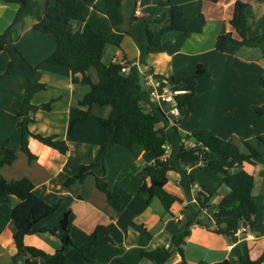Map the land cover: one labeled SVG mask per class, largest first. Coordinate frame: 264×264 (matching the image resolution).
I'll use <instances>...</instances> for the list:
<instances>
[{
    "label": "crops",
    "instance_id": "crops-1",
    "mask_svg": "<svg viewBox=\"0 0 264 264\" xmlns=\"http://www.w3.org/2000/svg\"><path fill=\"white\" fill-rule=\"evenodd\" d=\"M235 1L175 0L184 16L193 17L201 13L205 18V24L200 32L190 35L175 30L165 33L159 44L149 51L144 64H139L138 48L127 35L123 37L119 47L106 45L103 52V57L106 53L108 56L105 62L136 64L141 72H149L153 77L189 76L198 65H201L209 74L197 79L193 111L184 121L177 124L178 131L185 135L194 129L204 128L223 139L231 140L241 152H247L244 142L263 152L255 164L248 162L242 164V168L254 178L251 195L258 207L255 225L246 226L244 233L232 235L218 234L199 225H192L190 235L183 241L187 264L236 260L242 253V244L246 245L252 259L257 258L264 250V142L258 145L257 141L260 135L264 138V115H258L254 110L255 106L264 104V54L259 47L233 43L227 44L223 50H217L215 47L218 35L230 32L233 37L238 38L230 23ZM241 1L248 4L246 7V14L249 17L248 36L263 33L264 30L255 32L254 30L256 21L264 19V0ZM102 2L95 0L85 10V20L89 21L96 31L110 28L107 17L95 8L100 7ZM17 9L16 2L0 0V32L12 22ZM135 14L145 19L154 34L171 21L169 6L160 5L159 0H137ZM255 14H261V18L256 20ZM34 22L35 18L32 15H25L21 29L13 32L11 37L23 56L32 65H39L41 81L46 84L44 89L36 92L30 99L35 105L50 103L49 111L39 110L35 114V118L37 116L46 121L44 125L47 129L43 134H57L66 141L68 150L65 154H60L55 149L36 140L37 144L34 138L28 137V146L34 145L36 149L33 150L37 158L28 162L26 157L27 165L32 166L27 177L34 183L35 192L49 203L55 202L56 196L65 197L67 202L77 200L81 203L82 217L80 222L76 223L73 220V210L64 205V200L60 197L61 205L65 206L62 214L67 209L71 211L68 228L74 243L86 242L97 225L106 227V236L109 238V241L105 240L104 233L98 235L97 246L86 254L88 261L73 250H67L64 264H155L140 257L139 252L142 249L169 245L174 228H166V223L180 219L181 210L187 203L179 186L180 176L174 171L167 174L165 189L176 198L171 213L166 212L155 197L149 203H145L138 191L143 181H149L143 167L155 161L151 152H145L138 145L131 149L118 145L107 147L104 157L106 169L104 179L109 183L111 199H107L103 192L96 189L92 175L86 176L81 182L75 181L68 186L63 184L68 176L77 171L79 164L89 163L94 158L103 138L102 128L97 121L99 117L107 116L111 107L92 105L88 118L78 123L72 134L68 133L69 122L78 115L79 109H86L79 105V101L90 88L87 84L73 82V74L67 67L42 62L54 49L55 38L52 34L34 30L32 27ZM126 25L125 22L124 27ZM260 25L264 26L262 22ZM8 59L6 52L0 48V74L5 70ZM86 73L93 82H97L98 77L93 67H89ZM25 93L26 81L18 69L13 75L0 80V135H4L3 138L10 136L12 140L14 133L18 130L20 132L16 125L19 119L16 113ZM260 93L263 96H258ZM158 105L164 113L167 112L160 104ZM9 119H12L10 126ZM61 120L63 121L60 123ZM193 144L192 139L185 140L186 146ZM18 145L16 149H19ZM110 155L116 161L121 160L117 162L119 165L115 164L114 175L110 174L111 176L109 175L111 167H108L107 163ZM72 158L74 160H71ZM10 165L0 166V175L7 180L12 179L10 172L6 170ZM195 169L206 168L200 166L187 168L188 174L194 179L193 190L199 189L213 194L209 185L195 182L196 177L192 174ZM17 176L14 178H21ZM84 185H87V190H84ZM210 185H217L215 192H218V199L227 192L221 179ZM17 201L15 197L10 201L0 197V210L3 213V219L0 221V264H13L11 256L16 248L12 239L14 224L11 209ZM61 216L56 218L58 224L56 220L53 225L42 224L48 229H54V232L24 235L23 243L53 253L61 245L59 224ZM30 256L26 253L16 261V264H25V258ZM34 264L46 263L37 258ZM164 264L183 262L180 255L174 252Z\"/></svg>",
    "mask_w": 264,
    "mask_h": 264
},
{
    "label": "trees",
    "instance_id": "trees-1",
    "mask_svg": "<svg viewBox=\"0 0 264 264\" xmlns=\"http://www.w3.org/2000/svg\"><path fill=\"white\" fill-rule=\"evenodd\" d=\"M5 1L16 2L18 9L12 22L0 32V48L9 57L5 70L0 74V80L13 75L18 69L26 81V93L16 115L19 117L17 127L21 132L18 148L26 155L28 162L37 158L28 146V137L55 149L60 154H65L68 150L66 141L57 134L44 135L30 130V125L36 121V112L49 111L51 107L49 102L38 105L30 102L32 95L44 89L46 84L41 81L39 65H32L23 56L13 43L11 35L21 29L25 15H32L35 18L33 29L52 34L55 38L54 49L42 62L67 67L73 74V82L87 84L90 88L79 101V105L86 109L78 110V115L69 122L68 133L72 134L74 127L88 118L92 105L111 107L107 116L98 118L103 138L94 158L89 163L79 164L77 171L68 176L63 184L68 186L75 181L81 182L86 176L92 175L96 189L103 192L107 199H111L109 183L104 179L106 171L104 157L107 147L118 145L131 149L138 145L155 157L153 163L143 167L149 181H143L138 191L145 203H149L155 197L166 212L171 213L176 198L165 189L167 174L174 171L180 176L179 186L187 203L181 210L180 219L166 223V228H174L170 243L168 246L142 249L139 252L140 257L155 264H164L175 252L180 255L183 264H187L183 241L190 235L192 225H199L211 232L225 235H232L240 226L255 225L258 207L251 195L254 178L242 168V164L244 162L255 164L263 152L248 142H244L247 152H241L231 140L223 139L204 128L194 129L190 134L185 135H181L177 128V124L193 111L197 79L208 75L209 72L198 65L194 73L189 76L172 77L177 84L171 88L181 92L175 95L179 115L169 123L160 106L153 105L146 91L147 87L140 83L141 80L144 81L143 73L136 64L114 61L107 63L103 60L105 46L119 47L123 37L127 35L138 48L139 64H144L149 51L159 44L165 33L173 30L186 35L200 32L205 24L203 14L187 17L183 15L175 0H159L160 5L169 6L171 21L154 34L145 19L135 14L137 0H102V5L95 8L107 17L110 28L96 31L92 24L85 20L86 7L95 0ZM247 5L241 0L234 2L230 23L238 38L233 37L230 32L218 35L215 41L217 50H223L227 44L233 43L259 47L264 54V32L252 37L247 34L249 18L246 14ZM125 22L127 25L124 27ZM89 67L95 69L97 82H93L87 75L86 71ZM124 67H128L126 72L122 70ZM155 77L162 84L167 80L160 75ZM181 81H186L187 84L181 86ZM254 110L258 115H264V104L255 106ZM189 139L194 141L193 146L185 145V140ZM257 141L258 145L264 142L263 136H258ZM9 143L10 136L0 143V166L10 165L17 157L15 149L9 147ZM192 166L211 170L219 175L226 187L227 192L219 196L215 207L210 206L212 194L208 191L206 193L201 190L196 191L192 201L191 186L194 184V179L187 171V168ZM0 197L8 201L12 197L18 199L11 209V219L14 224L12 239L16 248L11 256L13 264L28 252L31 256L25 258V264H34L37 258L42 259L46 264H64L67 250H73L88 261L86 254L97 246L100 233H104L105 240L109 241L106 227L97 225L85 243L81 245L74 243L68 228L71 211L67 209L59 222L61 245L57 250L49 253L37 247L26 246L23 243L24 235L54 232V229L42 225V221L59 209L61 199L49 203L35 192L34 183L28 177L7 180L1 175ZM201 214L206 215L204 220L199 219ZM2 219L3 213L0 210V221ZM211 264H264V250L257 258L252 259L246 245L242 244V253L236 260L224 259Z\"/></svg>",
    "mask_w": 264,
    "mask_h": 264
},
{
    "label": "rangeland",
    "instance_id": "rangeland-1",
    "mask_svg": "<svg viewBox=\"0 0 264 264\" xmlns=\"http://www.w3.org/2000/svg\"><path fill=\"white\" fill-rule=\"evenodd\" d=\"M256 15V20L258 19V18H261L260 16H261V14H255ZM260 22H262V24H264V19H258L257 21H256V24H255V30H254V32L255 31H263L264 30V26L263 25H260ZM108 59V56H107V53L106 54H104V57H103V60L104 61H106ZM258 92H260V91H258ZM35 94V93H34ZM33 94V95H34ZM32 95V96H33ZM262 95V93H260L258 96H261ZM263 95H264V93H263ZM262 95V96H263ZM160 105L162 106V108L164 109V110H168V105L167 104H165V103H160ZM177 118V117H176ZM19 120V119H18ZM17 120V121H18ZM9 122H8V124H9V126L12 124V119L10 120H8ZM63 120H61L60 121V123L62 122ZM184 121V120H183ZM45 120L44 119H40V118H37V116H36V121L30 126V130L32 131V132H38V133H41V134H43L44 133V131H46V129H47V126L46 125H44L45 124ZM98 122V121H97ZM99 124V123H98ZM16 125H17V122H16ZM99 127H100V125H99ZM7 128V127H6ZM6 128H5V130H6ZM5 130H3V131H5ZM13 130V129H12ZM12 130H10L9 129V131H12ZM17 130V129H16ZM2 131V132H3ZM17 132V133H16ZM15 133H14V135L12 136V138L13 139H15V140H11L10 139V143H9V147H11V148H13V149H15V151H16V159L14 160V162L10 165V166H8L7 168L8 169H6L8 172H10V175H11V177H12V179H15L14 177H16V175H18L17 177H27L28 176V174H30L29 173V171H31V169H32V166L31 165H27V163H26V156H25V154L24 153H22L19 149H16L17 148V145L19 144V142H20V139H21V134H20V132H19V130L18 131H16ZM1 133V132H0ZM45 135V134H44ZM3 136L4 135H0V143H1V141L3 140V139H5V138H3ZM18 139V140H17ZM34 142H36L37 143V141L36 140H34ZM38 144V143H37ZM29 147H30V149H31V151L33 152V153H35L34 152V150L33 149H36V148H34V145H29ZM71 160H74L73 158L71 159ZM122 160H123V158H122ZM118 161H121V160H114V158H113V156L112 155H110V159L109 160H107V163H108V167L110 166L111 167V169H110V172H109V175L111 174V175H114L113 174V171L115 170V164H118L119 165V163H117ZM71 162V161H70ZM10 169H12L11 171H10ZM20 173V174H19ZM192 174L196 177L195 179V182H197L198 184H200V185H209V188H211V190H212V192H213V194H212V196H211V199H210V206L211 207H215L216 205H217V201H218V198H217V195H218V192L216 193L215 191V188H216V186H211L210 184H215L216 183V181H217V179L220 181V177H219V175H217V174H215V173H213L212 171H210V170H208V169H205V170H199V169H195V170H193V172H192ZM110 175V176H111ZM84 187H85V189L84 190H87V185H84ZM208 187V186H207ZM216 193V194H215ZM62 198L63 200H64V205H67L68 207H70L72 210H73V215H74V218H73V220H75L76 221V223H79L80 222V219H81V217H82V213H80V205H81V203L79 202V201H77V200H75V201H72V200H70L69 202H67V200L65 199V197L63 198V196H56V199H58V198ZM56 199H53V201L54 200H56ZM63 203V202H62ZM63 205V206H64ZM63 206L61 205V207H60V209L59 210H57L55 213H53V214H51V215H49L46 219H44L43 221H42V224L43 223H46V224H48V225H53V223L55 222V220H56V218L57 217H60L61 215H62V209H63ZM65 207V206H64ZM77 214H80V215H77ZM206 218V216H204V218H202V220H204ZM97 221V220H96ZM56 223L58 224V221L56 220ZM82 227L84 228V223H82ZM82 231V230H81ZM77 232V231H76ZM82 232H84V231H82ZM78 233V232H77ZM85 233V232H84ZM87 241V240H86ZM83 243H85V241H82L81 243H77L78 245H81V244H83Z\"/></svg>",
    "mask_w": 264,
    "mask_h": 264
},
{
    "label": "built area",
    "instance_id": "built-area-1",
    "mask_svg": "<svg viewBox=\"0 0 264 264\" xmlns=\"http://www.w3.org/2000/svg\"><path fill=\"white\" fill-rule=\"evenodd\" d=\"M122 70L126 72L128 70V67H124L122 68ZM143 79L146 85L152 86V91L150 95L157 101V103L158 104L165 103L169 106L165 114L168 117L169 123H172V120L179 115V110L177 107V101L175 99V95L180 93L181 90L171 88V86L168 85L165 80H164V84H162L161 82L157 81L156 78L153 77V75L149 72L143 73ZM194 188L195 186L192 185L191 186L192 201H194L195 192L200 191L199 189L194 191L193 190ZM208 216L210 217V214H208ZM241 232L243 233L246 232V226H240L233 234H238Z\"/></svg>",
    "mask_w": 264,
    "mask_h": 264
},
{
    "label": "water",
    "instance_id": "water-1",
    "mask_svg": "<svg viewBox=\"0 0 264 264\" xmlns=\"http://www.w3.org/2000/svg\"><path fill=\"white\" fill-rule=\"evenodd\" d=\"M166 82L170 86H173V85L177 84V82H175L172 78H167ZM140 83L145 86V83H144L143 80H141ZM180 84H181V86H185L187 84V82L186 81H181ZM146 91L150 95V93L152 91V86H147V90ZM150 100L152 101L154 106H158L157 101L152 96H150ZM202 217H204V214H201L199 216V219L202 220ZM222 225L224 226V223ZM27 255L30 256L31 254L28 252Z\"/></svg>",
    "mask_w": 264,
    "mask_h": 264
}]
</instances>
